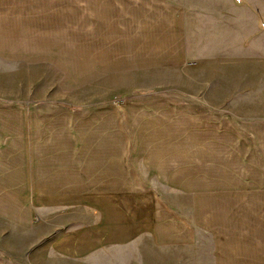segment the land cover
<instances>
[{"label": "rangeland", "instance_id": "374dc122", "mask_svg": "<svg viewBox=\"0 0 264 264\" xmlns=\"http://www.w3.org/2000/svg\"><path fill=\"white\" fill-rule=\"evenodd\" d=\"M182 3L188 16L197 14L200 19L188 30L193 50L181 62H159L153 69L143 66L141 70L126 57L129 63L121 66L117 45L122 39L114 30L113 4L104 0L85 4L93 9L90 17L95 15L92 28L86 29L83 23L82 0H69L70 25L63 28L60 17V31L54 29L52 36L41 34L53 37L69 52L60 49L52 54L47 41L31 50L40 35L34 33L30 48L20 54H26L25 58H0V107H7L0 108V116H7L0 118L2 143L5 137L32 136L26 116L32 115L42 118L39 126L44 131L40 140L37 135L38 148L79 149L85 162L116 156L121 192L83 198L86 205L120 204L127 231L156 225V200L168 213H190L191 198L183 191H191L198 182L197 174L206 173V158L217 162L214 150L224 136L221 132L230 130L220 120L227 117L238 124L264 126V0ZM101 25L113 34L94 33ZM17 50L11 43H0V52L20 53ZM89 70L95 71L93 78L88 77ZM109 107L102 120L93 121L95 114L91 119L77 117L87 113L85 109ZM79 119L83 121L80 127ZM26 142L6 141L0 150V182L15 192L25 187L24 177L30 183L27 159L31 149ZM205 147L213 155L207 156ZM176 183L182 188L169 187ZM32 215H43L45 238L50 239L98 219L97 210L83 205L42 206L34 208ZM141 249V264H164L152 262L146 245ZM164 255L158 253L157 257L163 259ZM123 263L135 264L127 255ZM123 263L118 259V264Z\"/></svg>", "mask_w": 264, "mask_h": 264}, {"label": "crops", "instance_id": "0c3cea01", "mask_svg": "<svg viewBox=\"0 0 264 264\" xmlns=\"http://www.w3.org/2000/svg\"><path fill=\"white\" fill-rule=\"evenodd\" d=\"M90 1L95 0H82L85 14L82 20L86 29L92 28L95 18L88 14L93 9L85 5ZM104 1L113 4L114 30L122 39L117 45L121 66L130 62L142 67L141 70L143 66L153 69L159 62H181L193 50L187 40L188 30L200 18L197 14L188 16L183 0ZM60 17L64 20L63 28L68 27L69 0H0V43H11L13 49L20 52H0V58H25L26 54H20L30 48L28 45L33 42L30 38L34 33L40 35L33 43L38 45L31 50L42 47L47 41L52 54L60 49L69 52L53 37L47 38L52 36L54 29L58 30ZM97 28L94 33L113 34V30L105 32L102 25ZM94 72L89 70L88 77ZM85 110L88 115L80 112L77 117L84 115L91 119L95 114L93 121H98L110 107ZM26 116L33 127L32 136L27 133L18 138L5 137L3 143L0 140V150H4L6 141L12 144L19 139L27 140L28 149H31L27 159L29 185L24 177L25 187L15 192L0 182V226L3 228L0 232V264H118V259L123 263L126 255L131 256L135 264H141L143 245L150 249L154 263L160 260L158 262L164 264H264L263 125L238 124L227 117L220 120L224 128L228 125L230 130L226 134L221 132L224 136L217 146L219 151L217 147L214 150L217 162H209L206 158L203 165L206 173H198V182L193 189L183 191L191 198L190 213H168L156 200V225L127 231L123 228L120 204L86 205L83 198L121 192L116 178L117 157L109 155L104 160L93 158L85 162L81 161L79 149L38 148L36 139L39 137L40 140L44 131L39 126L42 118ZM82 125L83 121L79 119L78 127ZM244 145L252 151L246 150ZM8 149L5 146V150ZM204 151L207 156L213 155L207 147ZM169 187L182 188L177 183ZM56 205L87 206L98 211V219L90 225L59 233L52 239L45 238L43 215H32V211ZM178 251L180 256L171 255ZM158 253H164V258L158 259Z\"/></svg>", "mask_w": 264, "mask_h": 264}]
</instances>
